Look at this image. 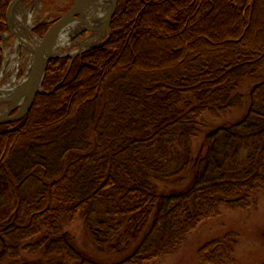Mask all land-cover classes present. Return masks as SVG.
<instances>
[{"label": "trees", "instance_id": "16d2710c", "mask_svg": "<svg viewBox=\"0 0 264 264\" xmlns=\"http://www.w3.org/2000/svg\"><path fill=\"white\" fill-rule=\"evenodd\" d=\"M11 2L0 0V66ZM263 4L118 0L104 44L51 59L45 93L0 125V264H151L221 210L249 209L264 190V78L239 119L204 118L238 107L264 71ZM77 219L96 255L67 229ZM235 244L206 241L196 264H230Z\"/></svg>", "mask_w": 264, "mask_h": 264}, {"label": "rangeland", "instance_id": "374dc122", "mask_svg": "<svg viewBox=\"0 0 264 264\" xmlns=\"http://www.w3.org/2000/svg\"><path fill=\"white\" fill-rule=\"evenodd\" d=\"M260 3H264V1L260 0ZM71 5L72 0H37L36 2H34L33 0H25L23 4V18L27 19L28 14L30 13L29 20L31 23V28L28 32L29 39L31 41H34L31 33L36 35V37L41 38L42 36L39 37L37 34L32 32L33 29L43 23H53V21L57 20L61 15H63V13H65ZM262 14L264 17V13ZM157 17V13H154L153 18L151 16V18H149L148 20H156ZM146 24L147 23H145L143 19L140 18L138 21L136 20L134 22L133 27L137 26V29L140 30V27H142V25L144 27V25ZM262 27L264 28V25ZM146 29L148 30H146L147 32H150L149 34L154 33L156 36L164 33L163 30L157 27V25H149L146 27ZM8 30H10V22ZM92 32L93 31H88L86 28L79 30L74 34L73 38L69 41V44L63 49L55 51L53 53V56L71 59V56L73 55L77 56L78 54L89 51L92 48L99 47L104 44V42H106L109 31L104 30L101 31L102 37L95 46L81 51L78 50V47L76 45L77 42H82L85 39L89 38ZM8 33L10 34H4V37H2L1 39V50L3 51L2 63L0 66L1 70L3 69L2 65H4L5 56H10V54L14 51L13 45L16 40V35L14 33H11V30L10 32L8 31ZM153 53H156V51ZM158 55L163 54L158 53ZM17 57L18 59L15 58L13 60L19 61L16 66V80H20L23 73L26 71L25 69H27V65L31 56L29 55L28 49L26 47H22V50L19 52ZM71 61L72 59L70 60V62ZM126 67L124 69H120L118 71V74L121 75L128 74L129 72L132 73L133 67L128 65V63H126ZM7 68L8 69L5 70V74L0 80V87L10 79L11 74L14 71H12V67L10 64H8ZM134 70L136 71L138 69L134 68ZM262 78H264V71H262L255 80L250 79L242 84L240 93L242 94L243 100L238 105V107L234 108V110H232L231 112L220 114L219 117L215 120L209 115H206L204 118L206 128L211 129L212 127L219 126L225 122H233L234 120L236 121L237 119H239L244 114V112H246L251 86ZM90 137L91 136L89 135L87 137L89 141L91 140ZM201 141L202 135L194 141V153L201 148ZM184 182L186 181L184 180ZM4 198L12 203L13 196L9 191L6 192ZM67 229L71 231V233L75 236L76 246L96 255L94 247L91 245L90 240L86 235V231L81 219H77L73 222V224L71 223L69 226H67ZM225 233H232L236 237V244L231 253L232 261L230 264H264V190H260L255 194L254 202L249 209L235 211H229L225 209L221 210V213L217 218L203 222L195 231L188 235L179 251L171 256L165 257L151 264H196L197 249L206 241L221 236Z\"/></svg>", "mask_w": 264, "mask_h": 264}, {"label": "bare ground", "instance_id": "6f19581e", "mask_svg": "<svg viewBox=\"0 0 264 264\" xmlns=\"http://www.w3.org/2000/svg\"><path fill=\"white\" fill-rule=\"evenodd\" d=\"M24 1L25 0H19L14 5V7H12L13 9L10 14V30L11 33H14L16 35V40L13 45V53H11L10 56H5L3 69L0 73V80L5 74V70L8 69V64L11 65V69L12 71H14L11 74L10 79L0 87V113L4 112L7 109L10 102L9 99L12 96L16 98V102L18 105H22L25 102L27 96V91H25L26 89L23 87L25 78L16 80L15 71L17 63H19V61L13 59H18L17 56L22 50V47H26L29 51V55H33L39 44L36 38H34V41H31L28 37V32L31 28V23L29 20L30 13L28 14L27 19L23 18ZM33 1L36 2L37 0ZM109 1L110 0H96L95 2L87 6L84 10H82L80 19H75L70 22L60 33L56 42L54 52L67 46L69 44V41L73 38L74 34L79 30L85 28H92L94 30L89 38L85 39L82 42H77L76 45L78 47V50L81 51L95 46L102 37V32L97 29L102 25L103 20L106 17V13L109 7ZM6 99H8L7 103L5 102Z\"/></svg>", "mask_w": 264, "mask_h": 264}, {"label": "water", "instance_id": "95a60500", "mask_svg": "<svg viewBox=\"0 0 264 264\" xmlns=\"http://www.w3.org/2000/svg\"><path fill=\"white\" fill-rule=\"evenodd\" d=\"M18 1L19 0H12L8 7L6 14V23L8 26L10 22L9 17L13 9L12 7H14ZM95 1L96 0H72V5L69 9L48 27L43 37L39 40L36 51L33 53L32 61L23 83V87L26 89L25 91H27L25 102L22 105H18L16 98L12 96L9 99L10 102L7 109L0 113V125L14 123L25 117L31 109L37 94L45 93L42 90V82L45 80V68L48 62L54 57L53 52L58 36L70 22L75 19L79 20L82 10ZM117 4L118 0L109 1V7L104 22L97 30L109 31L110 22L116 11ZM87 30L93 31L94 29L88 28ZM75 56L76 55L71 56V59L73 60ZM7 100L8 99H6L5 102H7Z\"/></svg>", "mask_w": 264, "mask_h": 264}]
</instances>
